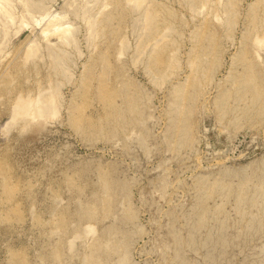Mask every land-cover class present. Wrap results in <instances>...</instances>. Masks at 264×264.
I'll list each match as a JSON object with an SVG mask.
<instances>
[{
    "label": "rangeland",
    "instance_id": "rangeland-1",
    "mask_svg": "<svg viewBox=\"0 0 264 264\" xmlns=\"http://www.w3.org/2000/svg\"><path fill=\"white\" fill-rule=\"evenodd\" d=\"M10 1L0 264H264V0Z\"/></svg>",
    "mask_w": 264,
    "mask_h": 264
},
{
    "label": "bare ground",
    "instance_id": "bare-ground-1",
    "mask_svg": "<svg viewBox=\"0 0 264 264\" xmlns=\"http://www.w3.org/2000/svg\"><path fill=\"white\" fill-rule=\"evenodd\" d=\"M27 0H25V1H23L22 3H23V6L25 7V10L27 11L26 13H25V15L26 14H28V12H29V6H33V4H27L28 2H30V1H28V2H26ZM95 1V3H96V1L97 0H94ZM99 1V0H98ZM105 1V0H104ZM9 2H11L10 0H0V14H1V16L2 17H4V19H2V20H4V22L5 23H7V22H9V21H12L13 20V17L10 15V13L9 12H11L12 13V11H10L11 9V7H10V3ZM18 2V1H17ZM19 2H21V1H19ZM32 2V1H31ZM134 2V1H133ZM191 2L193 3L194 1H192L191 0ZM35 3V2H34ZM104 3V2H103ZM136 3V2H135ZM142 3V2H141ZM192 3H191V5H192ZM210 3H212V2H210ZM231 3V2H230ZM230 3H228V4H230ZM13 4V3H12ZM38 4H39V2H38ZM37 4V5H38ZM94 4V3H93ZM205 4H206V1H205ZM36 5V6H37ZM87 5V4H86ZM96 5V4H95ZM140 5V4H139ZM204 5V4H203ZM202 5V6H203ZM226 5V4H225ZM231 5V4H230ZM22 6V5H21ZM31 6V7H32ZM39 6H41L40 4H39ZM90 6V5H89ZM103 7H104V5H102ZM136 6V5H135ZM193 6V5H192ZM201 6V7H202ZM34 7V6H33ZM32 7V8H33ZM38 7V6H37ZM85 7V6H84ZM91 7V6H90ZM94 7V6H93ZM92 7V8H93ZM228 7V6H227ZM230 7V6H229ZM232 7L233 6H231V9H232ZM14 8V7H13ZM36 8V7H35ZM87 8V7H86ZM204 8V7H203ZM42 9V8H41ZM40 9V10H41ZM201 9V8H200ZM24 10V9H23ZM30 10H32V9H30ZM38 11H39V9H37ZM202 10V9H201ZM228 10V9H227ZM230 11V10H229ZM37 12V11H36ZM74 12V11H73ZM89 12V11H88ZM76 13V12H75ZM225 13V15L227 14V12H224ZM24 14V13H23ZM58 14V13H57ZM56 14V15H57ZM86 13H84V15H85ZM100 15L102 14V13H99ZM98 14V15H99ZM75 15V14H74ZM77 15V14H76ZM83 15V16H84ZM90 15V14H89ZM97 14H96V16H98ZM228 15V14H227ZM0 16V17H1ZM28 16H31V14L30 15H28ZM35 16V15H34ZM91 16V15H90ZM93 16V15H92ZM33 17V16H32ZM55 17V16H54ZM57 17V16H56ZM95 17V16H94ZM146 17H149V16H146ZM29 18V17H28ZM145 18V17H144ZM227 18V17H226ZM230 18V17H229ZM32 18H30V20H31ZM41 19V18H40ZM43 19V18H42ZM59 19H60V17H59ZM87 19H88V17H87ZM91 19H92V17H91ZM147 19V18H146ZM149 19V18H148ZM217 19V18H216ZM231 19V18H230ZM33 20V19H32ZM89 20V19H88ZM95 20H97V19H95ZM219 20V19H218ZM1 21V20H0ZM14 21V20H13ZM22 21H23V19H22ZM92 21V20H91ZM138 21H139V19H138ZM146 21H148V20H146ZM150 21V20H149ZM226 21V20H225ZM228 21V20H227ZM3 21H1L0 23H2ZM3 22V23H4ZM26 22V21H25ZM34 23H38L37 22V20H34L33 21ZM141 22V21H140ZM232 22V21H231ZM12 23H14V22H12ZM23 23V22H22ZM94 23H95V21H94ZM98 23V22H97ZM96 23V24H97ZM100 23V22H99ZM52 24V23H51ZM87 24H88V22H87ZM6 25V24H5ZM62 25V24H61ZM60 24H57V23H53L52 25H50V28H48V27H46V28H44V29H42V31H41V34L43 35V38L44 37H47V35H48V33H51V35H55L56 36V39H58L62 44H64V46H65V44H68V42H69V40H70V38L72 39V37H71V31H72V29L70 28V26H61ZM4 26V25H3ZM7 26H10V23H9V25H7ZM89 26V25H88ZM92 26V25H91ZM90 26V27H91ZM147 27V25H144V27ZM5 27V26H4ZM96 27H97V25H96ZM89 28V27H88ZM143 28V27H142ZM149 28H151L150 26H149ZM3 29V28H2ZM1 29V30H2ZM6 29V28H5ZM4 29V30H5ZM92 29V28H91ZM144 29V28H143ZM9 30V29H8ZM89 31H90V29H88ZM142 30V29H141ZM146 31H147V29H145ZM3 31V30H2ZM2 31H1V33H2ZM95 30H93L92 32H94ZM149 31V30H148ZM8 32V31H7ZM142 34H143V32H142ZM146 34V33H145ZM4 35H6V34H3V37H4ZM147 35H148V33H147ZM7 36V35H6ZM90 37H91V35H90ZM92 37H93V34H92ZM3 39H5V38H3ZM163 39V38H162ZM262 39H263V37L259 40V39H257L256 41L259 43V44H263L262 43ZM3 41V40H2ZM255 41V42H256ZM156 42V41H155ZM34 43V42H33ZM59 43V42H58ZM71 43H72V41H71ZM75 43V42H74ZM36 44V43H35ZM61 44V45H62ZM73 44V43H72ZM256 44V43H255ZM259 44H257V45H259ZM1 46V45H0ZM2 46H3V44H2ZM35 46V45H34ZM75 46V45H74ZM257 47V46H256ZM260 47V46H259ZM262 47V46H261ZM37 48V47H36ZM2 49V48H1ZM29 51H28V56H30V55H33V53H35V51L37 50V49H35L34 47H33V45H32V47H30V49H28ZM61 50V49H60ZM38 51H40L39 49H38ZM1 52H2V50H1ZM64 52V51H63ZM36 53H38L37 51H36ZM35 53V54H36ZM67 53V52H66ZM142 53V52H141ZM140 53V54H141ZM34 54V55H35ZM61 54H62V52H61ZM38 55V54H37ZM142 55V54H141ZM36 56V55H35ZM65 56V55H64ZM34 57V56H33ZM66 57H67V55H66ZM56 58V57H55ZM27 59H28V57H27ZM58 59H60V58H57V60ZM62 60V59H61ZM66 61H67V59H66ZM59 63V61H56V62H54V63ZM61 62V61H60ZM53 63V64H54ZM62 63V62H61ZM60 64V63H59ZM63 64H64V62H63ZM64 66V65H63ZM55 69H57L56 67H55ZM66 70H67V68H66ZM60 73H62L61 71H60ZM67 73V72H66ZM63 74H65V73H63ZM68 74V73H67ZM63 76H66V74L65 75H63ZM255 85V84H254ZM252 87V86H251ZM50 88V87H49ZM57 88V87H56ZM254 88H256L255 86H254ZM58 89V88H57ZM255 90V89H254ZM256 91V90H255ZM50 93H48L49 95H47V97L45 98V100H43L42 102L41 101H39V99H41L42 97H40V98H38L37 100H35V102L33 101V104L31 103L32 102V100H30L31 102H29V101H26V100H24V99H18V101H17V103H15V105H14V107H13V113H12V116H11V118H10V120L8 121V122H6V124L5 125H7V126H9V124H13L14 122H17L16 120L19 118V119H21L20 117H30V118H34L35 116L38 118V117H40V119H41V117L43 118V116L46 114V115H54V116H56L54 113H55V108H53V106H54V103H55V100H56V97H57V93H56V90L55 91H53V90H51V91H49ZM254 92V91H253ZM41 93V92H40ZM39 94V93H38ZM40 95V94H39ZM41 96V95H40ZM257 96V95H256ZM37 97H38V95H37ZM58 97H59V95H58ZM57 97V98H58ZM42 99H44V98H42ZM56 105V104H55ZM177 108V107H176ZM175 108V109H176ZM179 108V107H178ZM57 112V111H56ZM11 115V114H10ZM54 116H52V117H54ZM44 117H46V116H44ZM29 118V121L30 120H32V119H30ZM48 118V117H47ZM26 119H28V118H26ZM25 119V120H26ZM39 119V118H38ZM35 120V119H34ZM43 120V119H42ZM45 120V119H44ZM28 121V120H27ZM28 121V122H29ZM15 125V124H14ZM6 127V126H5ZM11 127V126H10ZM9 128V127H8ZM7 128V129H8ZM4 129H6V128H4ZM88 227V226H87ZM90 227V226H89ZM94 228V227H93ZM92 228V229H93ZM91 230V229H90ZM72 243V242H71ZM73 244L74 243H72L71 245L73 246ZM69 246V245H68ZM71 248V247H70Z\"/></svg>",
    "mask_w": 264,
    "mask_h": 264
}]
</instances>
